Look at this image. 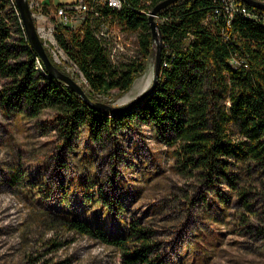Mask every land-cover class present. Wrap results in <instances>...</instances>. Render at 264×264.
Segmentation results:
<instances>
[{
    "label": "trees",
    "instance_id": "obj_1",
    "mask_svg": "<svg viewBox=\"0 0 264 264\" xmlns=\"http://www.w3.org/2000/svg\"><path fill=\"white\" fill-rule=\"evenodd\" d=\"M12 1L0 0V13L4 14H0V76L6 80L0 104L6 113L32 119L46 109L51 110L53 114L47 124L56 129L64 142L71 141L83 128L91 140L100 142L124 130L148 126L159 143L174 147L177 169L182 174L196 176L210 188L214 195L210 202L223 207L228 202L223 191H218L217 182L226 184L235 193L242 209L236 215L245 227L254 228L256 241L264 248V22L261 18H252L241 10L232 11L229 16L224 0H178L161 9L155 17L161 46L157 82L145 99L114 112L87 104L77 92L47 72L24 36ZM126 1L120 11L113 13L123 30L138 34L139 56L127 64L110 62L90 21L76 29L57 25L53 30L56 46L77 67L88 88L84 83L80 85L92 101L112 105L102 97L113 89L119 95L128 91L145 70V61L152 51L156 55L157 43L151 34L148 14L162 0ZM237 2L247 13L264 14V10L244 0ZM7 16L13 17L19 31L16 42L5 20ZM48 54L53 64L67 73ZM232 60L236 63H231ZM253 174L261 185L258 195L263 210L259 213L251 209L247 195L251 191L246 189L249 175ZM24 175L14 171L9 181L16 184ZM24 180L32 183L28 178ZM49 193L50 187H46L43 197ZM95 201L106 213L119 215L125 211L126 206L118 196L110 202L102 193ZM210 202L203 201L208 206ZM243 209L251 211L252 220ZM56 216L67 231L116 248L122 264L170 262L161 253L155 230L140 218L125 222L124 233L111 235L96 223Z\"/></svg>",
    "mask_w": 264,
    "mask_h": 264
},
{
    "label": "rangeland",
    "instance_id": "obj_2",
    "mask_svg": "<svg viewBox=\"0 0 264 264\" xmlns=\"http://www.w3.org/2000/svg\"><path fill=\"white\" fill-rule=\"evenodd\" d=\"M5 20L16 42L19 31L13 17ZM53 24L50 20L49 25ZM114 30L126 48L119 63L127 64L139 56L138 34L118 24ZM46 47L87 89L77 67L54 38L47 39ZM154 62L152 51L145 70L128 91L119 95L113 89L102 99L112 105L129 101L147 85L142 82L144 74L149 73L148 83L152 79ZM5 82L0 76V94ZM52 114L46 109L31 119L6 113L0 104V264H122L116 248L67 231L56 214L96 223L111 235L124 233L125 222L140 218L155 230L169 264H264V248L256 241L254 228L245 227L236 215L242 209L235 193L217 182L228 202L224 207L210 202L214 197L210 188L196 176L182 174L174 147L159 143L148 126L124 130L100 142L91 140L83 128L68 147L69 142L47 124ZM14 171L25 173L16 184L9 181ZM256 176L249 175L246 189L251 191L247 193L251 209L259 213L263 203ZM46 187L50 193L43 197ZM102 193L110 202L118 196L125 211L114 215L102 210L95 201ZM204 198L210 206L203 203ZM243 211L253 219L251 211Z\"/></svg>",
    "mask_w": 264,
    "mask_h": 264
},
{
    "label": "built area",
    "instance_id": "obj_3",
    "mask_svg": "<svg viewBox=\"0 0 264 264\" xmlns=\"http://www.w3.org/2000/svg\"><path fill=\"white\" fill-rule=\"evenodd\" d=\"M224 1L229 16L232 15V11L241 10L242 13L252 18H261L264 22V14L247 13L245 8H240L237 0ZM12 3L14 4L13 1ZM47 3L48 0H28L34 22L45 43L47 39L52 41L54 38L52 33L57 25H65L70 29H76L83 22L90 21L95 36L106 50L110 62L112 64L119 62L120 57L126 52V48L122 44L120 36L114 30V26L117 24V16L113 12L120 11L127 4L126 0H66L57 4L52 1L51 4ZM50 20L54 21L53 25H49ZM19 22L24 36H26L20 17ZM46 32H49V34L45 35ZM36 63L41 68L38 59ZM231 63L235 64L236 61L232 60Z\"/></svg>",
    "mask_w": 264,
    "mask_h": 264
},
{
    "label": "water",
    "instance_id": "obj_4",
    "mask_svg": "<svg viewBox=\"0 0 264 264\" xmlns=\"http://www.w3.org/2000/svg\"><path fill=\"white\" fill-rule=\"evenodd\" d=\"M178 0H162L155 4L153 8L150 10L148 14V23L151 29L152 37L154 38L155 42L157 43V50L155 55V62H154V71L152 75V79H150V82L133 98H131L129 101L121 104V105H108L101 101H92L88 96L84 88L80 85L79 82L75 78H73L68 73H65L61 70H59L51 61L49 57V50L46 47L45 40L43 39L42 35L40 34L29 4L28 0H14L17 13L21 19V22L23 24V28L26 34V37L28 39V42L32 49L35 51L37 56L40 58V60L43 62L45 69L48 73H50L53 77L61 80L64 82L71 90L77 92L81 98L89 105L97 108H106L109 110H112L114 112H120L122 110H125L129 107L134 106L137 104L140 100L145 99L147 95L150 93V91L154 88L157 79L159 77L160 72V43L158 38V23L155 20V17L157 13L165 8L166 6L175 3ZM248 5L262 9L264 10V1L260 0H244ZM53 59L56 61L54 56H52Z\"/></svg>",
    "mask_w": 264,
    "mask_h": 264
},
{
    "label": "bare ground",
    "instance_id": "obj_5",
    "mask_svg": "<svg viewBox=\"0 0 264 264\" xmlns=\"http://www.w3.org/2000/svg\"><path fill=\"white\" fill-rule=\"evenodd\" d=\"M142 78V82L144 83V85L148 84V80H149V73L147 72L146 74H144ZM142 83V84H143Z\"/></svg>",
    "mask_w": 264,
    "mask_h": 264
},
{
    "label": "crops",
    "instance_id": "obj_6",
    "mask_svg": "<svg viewBox=\"0 0 264 264\" xmlns=\"http://www.w3.org/2000/svg\"><path fill=\"white\" fill-rule=\"evenodd\" d=\"M62 1H65V0H62ZM62 1H60V2H62Z\"/></svg>",
    "mask_w": 264,
    "mask_h": 264
}]
</instances>
